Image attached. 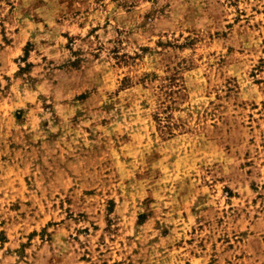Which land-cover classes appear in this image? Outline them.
<instances>
[{"label":"rangeland","instance_id":"374dc122","mask_svg":"<svg viewBox=\"0 0 264 264\" xmlns=\"http://www.w3.org/2000/svg\"><path fill=\"white\" fill-rule=\"evenodd\" d=\"M0 264H264V0H0Z\"/></svg>","mask_w":264,"mask_h":264}]
</instances>
